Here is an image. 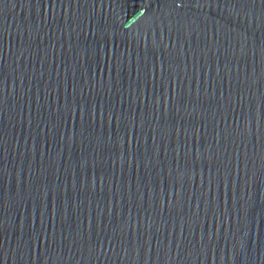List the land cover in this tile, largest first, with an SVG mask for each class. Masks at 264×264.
Masks as SVG:
<instances>
[{
  "label": "water",
  "instance_id": "95a60500",
  "mask_svg": "<svg viewBox=\"0 0 264 264\" xmlns=\"http://www.w3.org/2000/svg\"><path fill=\"white\" fill-rule=\"evenodd\" d=\"M0 264H264V0H0Z\"/></svg>",
  "mask_w": 264,
  "mask_h": 264
}]
</instances>
